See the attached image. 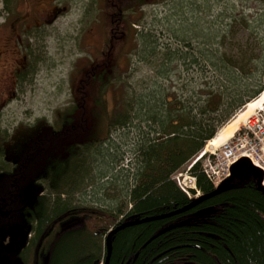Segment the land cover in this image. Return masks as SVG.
<instances>
[{"label": "trees", "instance_id": "obj_1", "mask_svg": "<svg viewBox=\"0 0 264 264\" xmlns=\"http://www.w3.org/2000/svg\"><path fill=\"white\" fill-rule=\"evenodd\" d=\"M116 10L121 9L110 8L111 36L116 29L112 24L119 21L114 18ZM253 27L247 25L248 33ZM227 31L177 39L173 44L144 42L143 58L161 61L160 66L153 62L154 68L159 67L156 75L170 82L168 69L178 60L181 66H195L194 87L182 83L170 93L165 86L151 97L143 96L147 102L142 97L130 102L121 89L114 101L121 110L112 109L108 115L104 96L111 75L106 70L108 60L102 61L90 70L76 104L62 111L54 124L38 120L8 135L9 140L0 145L7 163L0 168V264H99L107 255L109 230L127 221L166 215L193 201L172 174L264 89L262 85L244 95L257 76L264 75V39L255 45L247 39L235 44L226 40ZM111 36L104 58L113 51ZM123 44L117 48L118 57ZM207 69L211 74H206ZM133 105L140 107L134 127L139 132L142 122L145 131L137 133L133 152L134 182L125 194L129 209L75 204L72 195L86 179L85 154L106 144L111 126L133 124ZM5 145L16 151L11 160ZM66 161L73 171L58 179V164ZM190 173L202 197L182 213L118 230L110 240L107 264H264V193L249 163H235L231 177L215 194L200 161L194 162ZM44 181L49 189L46 197L40 194L45 189L39 182Z\"/></svg>", "mask_w": 264, "mask_h": 264}, {"label": "rangeland", "instance_id": "obj_2", "mask_svg": "<svg viewBox=\"0 0 264 264\" xmlns=\"http://www.w3.org/2000/svg\"><path fill=\"white\" fill-rule=\"evenodd\" d=\"M37 1L0 0V145L9 140L8 135L17 134L15 131L19 132L16 129L21 126H32L38 120L54 124L62 111L76 104L78 91L85 90L87 79L91 77L90 70L102 61L108 60L106 70L111 75L104 96L108 115L112 109L121 110V106L114 103L117 98L115 92L121 89L133 102L136 97H151L165 86L170 93L182 88V83L194 87L195 66H181L178 60H174L177 64L168 69L170 82L166 76L156 75L159 67L154 68L153 62L160 66L161 61L156 60L159 58H143L145 41L173 44L174 40H192L199 35L203 38L215 33L223 35L226 30V40L235 44L238 40L247 39L255 45L256 40L264 39V0H129L126 8L114 11V18H119L118 25L112 24L116 28L111 39L114 47L111 55L104 58L102 55L111 34V0H54L55 4L67 7L55 21L39 14L47 8L40 9L45 0H39V6ZM112 1L117 3L120 0ZM249 24L254 25L250 33L246 30ZM122 42L118 57L117 48ZM262 64L264 70V57ZM19 73L21 75L18 76ZM206 74H211V71L207 69ZM262 85L263 74L257 76L244 95ZM142 101L147 102V98ZM139 108L133 105L130 112V117L134 118L133 126H111L106 144L98 145L85 154L87 174L82 187L80 183V189L72 195L75 204L106 210L119 208L123 212L129 209L125 194L134 182L131 179L136 166L133 152L137 133L145 131L142 122L139 132L134 127L138 124L135 116ZM248 123L264 130V109L251 116ZM243 125L238 129H243ZM235 133L232 140L242 135V132L236 136ZM251 133L248 139L238 143L248 148L255 145L250 148L254 157L264 163V151L257 144L259 138ZM7 146V160H11L16 151L11 145ZM221 149L219 146L217 151ZM203 150L212 151L213 148L207 142ZM0 155V168H5L4 152ZM196 157L178 171L184 172ZM67 162L58 164V179L73 171L69 168L71 162ZM39 184L45 189L42 191L45 197L48 196L45 181Z\"/></svg>", "mask_w": 264, "mask_h": 264}, {"label": "built area", "instance_id": "obj_3", "mask_svg": "<svg viewBox=\"0 0 264 264\" xmlns=\"http://www.w3.org/2000/svg\"><path fill=\"white\" fill-rule=\"evenodd\" d=\"M262 117L261 114H259ZM256 127V128H255ZM244 132L237 139H233L230 142H226L223 144L220 153H216V151H211L210 155H208L204 159L203 163V171L206 176L212 182H219L229 175V168L232 163H234L240 157L248 158L254 165L259 167L263 172V180L262 185L264 186V163L261 159H256L254 157V153L251 150L255 145H249V147H245L243 144H239L238 142L243 139H248V134L253 133L255 137L259 138L258 145H261V149L264 151V130H262L261 126L252 125L247 122L244 127ZM251 133V134H252ZM252 134V135H253ZM254 137V138H255ZM188 178V183H185V179L182 181L181 188L188 193V188L195 187L194 186V178L190 176H186ZM185 177V178H186Z\"/></svg>", "mask_w": 264, "mask_h": 264}, {"label": "bare ground", "instance_id": "obj_4", "mask_svg": "<svg viewBox=\"0 0 264 264\" xmlns=\"http://www.w3.org/2000/svg\"><path fill=\"white\" fill-rule=\"evenodd\" d=\"M264 105V90L259 93L255 99L244 105L236 115L230 119L225 125L220 127L216 135L208 142V146L213 149L218 148L228 141L241 125H245L251 116L257 111L263 109ZM242 127V126H241ZM237 130V131H236Z\"/></svg>", "mask_w": 264, "mask_h": 264}, {"label": "water", "instance_id": "obj_5", "mask_svg": "<svg viewBox=\"0 0 264 264\" xmlns=\"http://www.w3.org/2000/svg\"><path fill=\"white\" fill-rule=\"evenodd\" d=\"M242 161H246L248 162L246 159H240L238 162H242ZM249 163V162H248ZM250 165V164H249ZM232 169V168H231ZM250 170L256 175L257 177V185H258V189L264 193V190L259 186V183L261 181V178H262V175H261V171L258 170L257 168L253 167L250 165ZM219 189L216 188L211 194H215L217 192V190ZM199 199H196V200H193L191 203H189L188 205H186L185 207H182L176 211H173L171 213H168L166 215H161V216H156V217H151V218H144V219H135V220H132V221H127V222H124V223H121L120 225L116 226L115 228L111 229L108 231L107 235H106V238H105V244H106V247H107V255L105 257V260H104V264H107V259H108V256H109V253H110V240L112 238V236L120 229L126 227V226H129V225H133V224H137V223H140V222H146V221H150V220H153V219H159V218H164V217H167V216H171V215H174V214H179V213H182L184 211H186L187 209L191 208Z\"/></svg>", "mask_w": 264, "mask_h": 264}, {"label": "flooded vegetation", "instance_id": "obj_6", "mask_svg": "<svg viewBox=\"0 0 264 264\" xmlns=\"http://www.w3.org/2000/svg\"><path fill=\"white\" fill-rule=\"evenodd\" d=\"M53 1V2H52ZM110 4V6H111V8H120V7H123V8H126L127 6H128V4H129V0H120L119 2H117V3H114L112 0H111V3H109ZM37 5L39 6V0L37 1ZM120 6V7H119ZM47 8V11H45V12H41V13H39L40 15H42V16H44V14L45 15H47L48 17H51V20L52 21H55V20H57V18L58 17H60L62 14H63V12H65L66 11V9H67V7L65 6V5H60V3H54V0H45L44 2H43V4H42V6L40 7V9L41 8ZM43 8V9H44ZM37 9H39L38 7H37ZM114 36L115 35H112L111 36V39L112 38H114Z\"/></svg>", "mask_w": 264, "mask_h": 264}]
</instances>
